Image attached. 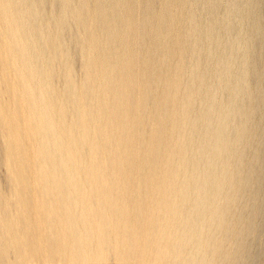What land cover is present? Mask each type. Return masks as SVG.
<instances>
[{
    "label": "bare ground",
    "instance_id": "1",
    "mask_svg": "<svg viewBox=\"0 0 264 264\" xmlns=\"http://www.w3.org/2000/svg\"><path fill=\"white\" fill-rule=\"evenodd\" d=\"M264 262V0H0V264Z\"/></svg>",
    "mask_w": 264,
    "mask_h": 264
},
{
    "label": "rangeland",
    "instance_id": "2",
    "mask_svg": "<svg viewBox=\"0 0 264 264\" xmlns=\"http://www.w3.org/2000/svg\"><path fill=\"white\" fill-rule=\"evenodd\" d=\"M260 264H264L263 260L260 262Z\"/></svg>",
    "mask_w": 264,
    "mask_h": 264
}]
</instances>
